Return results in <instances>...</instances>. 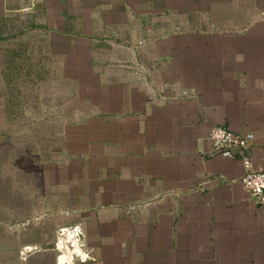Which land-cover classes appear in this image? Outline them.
Masks as SVG:
<instances>
[{
  "label": "crops",
  "instance_id": "obj_1",
  "mask_svg": "<svg viewBox=\"0 0 264 264\" xmlns=\"http://www.w3.org/2000/svg\"><path fill=\"white\" fill-rule=\"evenodd\" d=\"M262 12L264 0H0V67L18 69L6 39L29 38L14 59L45 71L67 120L32 192L37 223L0 238V264H56L57 231L78 225L85 264H264V204L241 183L245 159L264 170ZM215 127L254 140L216 155Z\"/></svg>",
  "mask_w": 264,
  "mask_h": 264
},
{
  "label": "rangeland",
  "instance_id": "obj_2",
  "mask_svg": "<svg viewBox=\"0 0 264 264\" xmlns=\"http://www.w3.org/2000/svg\"><path fill=\"white\" fill-rule=\"evenodd\" d=\"M4 46L10 50V66L18 64L6 72L0 67V238L10 239L37 223L31 213L40 198L32 192L42 189L44 164L67 120L57 111L58 97L51 94L45 71H31L27 54L14 59V50L30 47V39L10 37Z\"/></svg>",
  "mask_w": 264,
  "mask_h": 264
},
{
  "label": "built area",
  "instance_id": "obj_3",
  "mask_svg": "<svg viewBox=\"0 0 264 264\" xmlns=\"http://www.w3.org/2000/svg\"><path fill=\"white\" fill-rule=\"evenodd\" d=\"M264 19V12L261 13ZM253 135H238L232 131L215 127L210 133L213 152L226 158H233L237 152H243L253 142ZM247 172L241 183L251 197L264 204V170L253 171L251 162L244 161ZM24 259L35 252L31 247L25 248ZM56 264H85L94 260L92 251L85 242V232L81 226L60 228L56 233L53 246Z\"/></svg>",
  "mask_w": 264,
  "mask_h": 264
}]
</instances>
